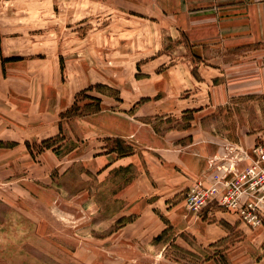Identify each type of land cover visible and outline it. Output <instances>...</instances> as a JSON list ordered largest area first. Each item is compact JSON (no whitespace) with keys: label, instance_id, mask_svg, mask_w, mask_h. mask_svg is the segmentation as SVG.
Returning a JSON list of instances; mask_svg holds the SVG:
<instances>
[{"label":"rangeland","instance_id":"1","mask_svg":"<svg viewBox=\"0 0 264 264\" xmlns=\"http://www.w3.org/2000/svg\"><path fill=\"white\" fill-rule=\"evenodd\" d=\"M1 1L4 11L0 17L3 25L8 26L7 34L19 36L7 41L6 51L12 55L3 61H35L46 66L56 62L62 80L72 81L71 92L85 86L61 113L58 135L22 142L26 149L16 152L19 159L12 165L9 164L12 155L4 152L18 143L0 140V264H237L236 259L234 263L230 261L228 249L242 240V232L225 220L237 221L251 229L264 227V204L242 198L241 206L258 204L255 208L261 224L251 226L239 211L217 203L195 210L189 206L187 194L194 186H208L215 176L228 170L238 174L255 167L261 172L264 146H256L260 152H252V160L249 155H236L235 161L225 168L208 161L206 172L210 183L202 182L201 172L199 180L176 193L177 199L156 205V189L168 192L167 182L180 186L185 172L172 168L174 161L164 164L156 159L159 154L151 148L139 149L118 139L88 135L85 124L80 122L100 109V98H110L119 110L121 96H140L126 110L130 115L151 98L191 96L198 98L195 104H202L203 95H194L198 85L191 88L184 83L182 92L173 90V79L178 78V73H168L174 64L189 57L191 49L187 41L183 37L172 39L161 23L156 30L150 22L153 13L146 8L123 5L120 1L122 5L115 6H108L107 0ZM11 9L14 11L10 15ZM193 60L200 65L198 57ZM191 74L201 81L200 66L194 65ZM50 75L47 67L44 76L49 79ZM5 99L0 98V108L4 110L8 107L3 103ZM262 99V96L233 98L205 117L202 126L229 140L238 137L237 129L240 134L261 130L264 127ZM185 105L179 106L176 115H150L141 117L140 121L157 134L173 129L174 134L182 135L179 143H189L193 137L187 130L192 127L197 110L181 111ZM194 126L199 128L196 123ZM35 131L37 138L44 135L40 130ZM82 144H85L83 161L72 165L57 163L53 169L38 164L43 162L42 153L46 149L64 156ZM103 148L114 149L120 156L133 153L136 156L125 165L103 166L90 158ZM50 159L47 157L54 162ZM238 163L247 165L238 170ZM34 178L40 181L38 190L27 187ZM177 203L181 215L203 218L210 224L221 225L230 234L203 246L190 233L169 227L167 207ZM250 249L254 256L261 257L264 240ZM209 259L212 261L208 262Z\"/></svg>","mask_w":264,"mask_h":264},{"label":"crops","instance_id":"2","mask_svg":"<svg viewBox=\"0 0 264 264\" xmlns=\"http://www.w3.org/2000/svg\"><path fill=\"white\" fill-rule=\"evenodd\" d=\"M6 1L12 3L11 0ZM119 1L123 5L146 8L153 13L150 22L155 25L156 30L161 23L169 30L172 39L183 37L187 41L191 49L189 57L185 62L181 60L168 70L169 74L178 73V78L173 79V90L182 92L184 83L191 88L198 85L194 95L204 97L200 105L195 104L198 98H190L191 96L184 99L151 98L149 103L141 106L133 115L126 110L139 101L140 96H121L119 110L114 108L110 98H100V109L80 121L85 124V133L88 135H96L98 139H118L138 146L139 149L151 148L159 154L156 159L164 164L174 161L171 162L172 168L177 167L185 172V180L179 183L180 186L167 182L168 192L156 189L155 204L158 205L177 199L176 193L199 180V175L203 174V183H210V175L206 172L208 161L225 168L241 152H245L252 160L253 149L257 145L264 146V127L255 132L244 131L241 134L237 129L238 137L229 140L206 131L202 126L205 117L212 115L216 109L228 104L233 98L262 96L264 101V0H107V5H122ZM3 11L4 4L1 1V15ZM13 11L11 9L8 12L11 15ZM6 29L8 26L3 25V17H0V98H6L3 103L8 104L5 107L7 109L4 110L2 106L0 108V140L18 143L4 152L12 155L9 162L12 165L19 159L16 152L26 149L21 145L22 142L41 141L58 135L61 113L67 110L74 100L73 96L85 85L71 92L69 88L72 87V81L62 80L61 68L56 62L50 66L25 60L4 62L5 58L12 55L6 51L9 43L7 41L19 38L18 35L7 34ZM196 57L199 58L200 65L193 60ZM194 65L200 66L201 81H196L191 74ZM47 67L51 74L49 79L44 76ZM183 103L186 105L181 111L197 110L194 112L192 127L187 130L193 137L189 143H179L182 135L174 134L173 129L157 134L140 121L141 117L150 115H176ZM195 123L199 128L193 127ZM35 130H40L44 135L37 138ZM83 146L85 144L76 146L64 156H58L51 149H46L42 153L43 162L38 164H47L53 169L57 167V163H78L84 160ZM101 150L102 152L91 155L90 158L94 163L108 167L131 163L136 156L134 153L120 156L114 149ZM47 157L54 162L48 161ZM246 165L238 163L237 169L242 170ZM39 182L38 178H34L27 187L38 190L41 188L37 184ZM179 207L180 203L168 205L171 220L167 219L168 226H173L178 232L190 233L203 246L212 245L230 234L221 225L210 224L203 218L181 215ZM225 221L230 226H237L242 232V240L236 241L228 249L230 261L234 263L236 259L237 264H264V255L254 256L252 250H248L251 245L257 247L262 243L264 227L251 229L237 221ZM209 260L208 262L212 261Z\"/></svg>","mask_w":264,"mask_h":264},{"label":"built area","instance_id":"3","mask_svg":"<svg viewBox=\"0 0 264 264\" xmlns=\"http://www.w3.org/2000/svg\"><path fill=\"white\" fill-rule=\"evenodd\" d=\"M252 152L260 151L256 147ZM242 155L248 157L245 152H241L240 156ZM187 195L189 206L195 210L201 209L208 203H217L228 210L239 211L247 224L256 226L261 224L255 208L258 204L241 206L240 202L242 198L249 197L258 200L261 205L264 204V170L258 172L255 167H252L238 174L228 170L221 176H215L213 182L207 187H192Z\"/></svg>","mask_w":264,"mask_h":264}]
</instances>
